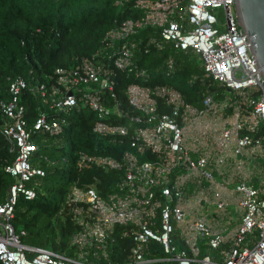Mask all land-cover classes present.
<instances>
[{
    "label": "built area",
    "instance_id": "obj_1",
    "mask_svg": "<svg viewBox=\"0 0 264 264\" xmlns=\"http://www.w3.org/2000/svg\"><path fill=\"white\" fill-rule=\"evenodd\" d=\"M133 6L141 14L109 28L91 55L56 66L45 80L16 74L8 96L0 95V132L16 153L5 164L14 180L0 201V264H264V76L233 10L235 0H134ZM144 26L155 29L147 45L170 43L199 54L203 72L190 81L206 84L200 105L170 83L146 82L150 73L136 64V42L129 40ZM174 60L171 54L165 60L168 73ZM117 68L141 79L127 84L126 106L115 90ZM26 92L46 105L38 104L32 117ZM79 104L95 112L96 134L126 138L127 146L119 158L78 151V167L93 164L121 174L106 194L94 182L70 183L63 204L77 224L70 254L22 242L26 229L15 228L13 218L18 196L34 197L37 179L45 174L35 160L45 158L36 137L61 131ZM200 200L214 209L204 211ZM116 225L132 237L124 262L110 259ZM152 243L163 255L147 256Z\"/></svg>",
    "mask_w": 264,
    "mask_h": 264
},
{
    "label": "trees",
    "instance_id": "obj_2",
    "mask_svg": "<svg viewBox=\"0 0 264 264\" xmlns=\"http://www.w3.org/2000/svg\"><path fill=\"white\" fill-rule=\"evenodd\" d=\"M134 0L118 3L116 0H0V95L8 96V85L13 76L24 74L30 80H45L59 65L71 66L84 55H91L103 45L106 31L121 20L141 14V9L133 6ZM155 33L150 26L139 28L130 35L129 40L136 42V64L150 73L147 83L166 82L182 91L185 98L197 105L201 103L206 84L200 78L190 81L193 73L201 74L202 66L195 65L185 56L174 60L175 69L168 73L165 60L171 54L164 45L146 44L149 34ZM180 50V49H178ZM186 54L195 53L188 49ZM181 51V50H180ZM116 94L125 102L126 86L132 80L141 79L127 70H115ZM211 79H206V83ZM211 88H214L211 86ZM23 101L28 105V115L32 117L36 106L42 104L38 97L26 92ZM161 104V102H160ZM42 106H45L42 104ZM166 106L160 110H167ZM95 112L87 106H74L66 115V123L57 133L63 141L53 145L59 150L57 158L50 157L46 147L39 143V160L45 174L37 179L36 193L32 198L19 195L15 205L13 223L15 228H25L21 240L31 245L72 253L70 236L77 224L63 209L65 197L72 181L83 186L96 183L100 193L112 190L120 169H103L93 164L77 166L79 150L109 154L117 158L127 146L123 141L111 140L109 136L96 134L92 130ZM121 120V119H120ZM31 121V120H30ZM15 150L0 132V201L14 178L5 171V164L15 157ZM43 155V156H44ZM94 177L99 178L98 181ZM122 225H116L114 241L110 243V259L124 262L132 246V237L120 234ZM175 242L182 248L184 241L176 235ZM157 246V247H156ZM200 242V255L205 253ZM163 255L162 248L152 243L147 256ZM146 264H161L153 261ZM168 264H175L169 262Z\"/></svg>",
    "mask_w": 264,
    "mask_h": 264
},
{
    "label": "water",
    "instance_id": "obj_3",
    "mask_svg": "<svg viewBox=\"0 0 264 264\" xmlns=\"http://www.w3.org/2000/svg\"><path fill=\"white\" fill-rule=\"evenodd\" d=\"M235 9L264 76V0H235Z\"/></svg>",
    "mask_w": 264,
    "mask_h": 264
},
{
    "label": "rangeland",
    "instance_id": "obj_4",
    "mask_svg": "<svg viewBox=\"0 0 264 264\" xmlns=\"http://www.w3.org/2000/svg\"><path fill=\"white\" fill-rule=\"evenodd\" d=\"M233 10L235 11V7L233 6ZM219 17L220 19L223 21L224 20V13H223V10L222 8L219 9ZM166 47L170 48L171 50H169L171 52V55H173V57L175 58H180V57H186L188 60H191L193 62V64L195 65H201V60H200V56L199 54L197 53H192V54H186L185 52L186 51H180V50H176L173 48V46L170 44V43H166L165 44ZM215 86H218V83L215 81ZM219 91L222 92V93H228L227 89L226 88H223V87H218ZM36 141H38L39 143H42V144H46L48 145L46 147V151H48L50 157L52 158H57L60 154H59V150L57 148H55L53 145L55 144H61L63 139L62 137L59 135V134H39L36 139ZM232 185H234V183H230L229 185V188L232 187ZM190 186V185H189ZM188 186V187H189ZM194 184L192 185V188H194ZM201 186L199 185L198 188H200ZM188 205L191 206V210L194 208L193 206L195 205L194 203V200L193 199H190ZM213 205H210V208L212 207ZM205 209L207 208H204V211ZM19 229V228H17ZM164 263V262H161V264Z\"/></svg>",
    "mask_w": 264,
    "mask_h": 264
},
{
    "label": "crops",
    "instance_id": "obj_5",
    "mask_svg": "<svg viewBox=\"0 0 264 264\" xmlns=\"http://www.w3.org/2000/svg\"><path fill=\"white\" fill-rule=\"evenodd\" d=\"M201 104V103H200ZM197 105V104H196ZM239 156V155H238ZM192 190H194V188H192V185H190L189 187H188V192H190L191 194H193L194 193V191H192ZM200 206L202 207V208H207V210L208 211H211V210H213L214 208H210V204L212 205L213 203H209L208 201H203V200H200ZM214 207V206H213ZM232 207V206H231ZM233 208V207H232Z\"/></svg>",
    "mask_w": 264,
    "mask_h": 264
}]
</instances>
